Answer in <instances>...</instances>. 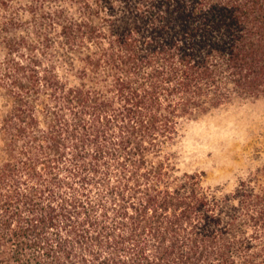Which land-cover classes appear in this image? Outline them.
Segmentation results:
<instances>
[{"label":"trees","instance_id":"trees-1","mask_svg":"<svg viewBox=\"0 0 264 264\" xmlns=\"http://www.w3.org/2000/svg\"><path fill=\"white\" fill-rule=\"evenodd\" d=\"M30 8L5 37L0 264H264V182L220 195L165 158L181 121L264 97V0Z\"/></svg>","mask_w":264,"mask_h":264},{"label":"rangeland","instance_id":"rangeland-1","mask_svg":"<svg viewBox=\"0 0 264 264\" xmlns=\"http://www.w3.org/2000/svg\"><path fill=\"white\" fill-rule=\"evenodd\" d=\"M31 1L0 0V165L6 157L1 125L11 108L10 80L2 76L8 58L5 37L33 29ZM238 106L239 102L235 101L181 121L179 135L165 151V158L174 164L177 175L198 173L202 185L220 195L233 193L241 182L251 178L264 182V129L257 130L247 140L237 139Z\"/></svg>","mask_w":264,"mask_h":264},{"label":"clouds","instance_id":"clouds-1","mask_svg":"<svg viewBox=\"0 0 264 264\" xmlns=\"http://www.w3.org/2000/svg\"><path fill=\"white\" fill-rule=\"evenodd\" d=\"M239 106L236 112V127L238 137L245 140L252 137L257 130L264 129V97L247 99L237 97ZM235 102V101H234Z\"/></svg>","mask_w":264,"mask_h":264}]
</instances>
